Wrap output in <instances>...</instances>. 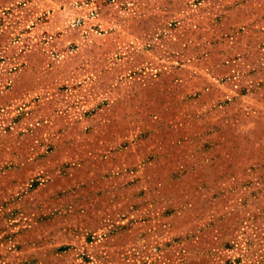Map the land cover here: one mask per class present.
I'll return each instance as SVG.
<instances>
[{
	"label": "rangeland",
	"instance_id": "rangeland-1",
	"mask_svg": "<svg viewBox=\"0 0 264 264\" xmlns=\"http://www.w3.org/2000/svg\"><path fill=\"white\" fill-rule=\"evenodd\" d=\"M0 264H264V0H0Z\"/></svg>",
	"mask_w": 264,
	"mask_h": 264
}]
</instances>
